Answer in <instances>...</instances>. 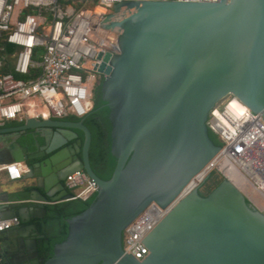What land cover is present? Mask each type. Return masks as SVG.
<instances>
[{"label": "water", "instance_id": "obj_1", "mask_svg": "<svg viewBox=\"0 0 264 264\" xmlns=\"http://www.w3.org/2000/svg\"><path fill=\"white\" fill-rule=\"evenodd\" d=\"M113 13L100 25L117 33L118 52L99 54L97 69L109 110L112 176L100 179L90 166L84 118L0 129V136L22 132L42 141H35L40 154L24 157L17 141L0 151V165L26 169L0 194L2 217L20 220L0 233V253L10 259L17 242L25 264H41L43 236L32 220L46 216L44 202H68L62 182L84 171L98 186L95 198L66 220V239L43 264H264V214L225 178L201 196L212 171L141 241L149 250L144 260L123 249V231L151 203L170 206L220 151L206 124L217 103L233 96L264 122V0H132L115 3ZM47 173L51 179L42 178Z\"/></svg>", "mask_w": 264, "mask_h": 264}, {"label": "built area", "instance_id": "obj_2", "mask_svg": "<svg viewBox=\"0 0 264 264\" xmlns=\"http://www.w3.org/2000/svg\"><path fill=\"white\" fill-rule=\"evenodd\" d=\"M122 1L132 0H0V128L21 125L31 119H81L89 113L94 81L101 75L97 71L101 63L98 56L118 52L117 33L100 24L103 18L114 14L115 3ZM164 1L216 3L220 0ZM8 45L13 46L10 53ZM206 124L221 141L220 151L170 206L162 209L151 203L123 231L126 254L144 260L149 250L141 241L211 171L233 184L231 177H237L240 191L264 214L262 116L228 96L211 109ZM25 172L21 163L0 165L1 177L10 183L20 181ZM65 187L72 194L69 201H86L98 191L96 182L84 171L68 175ZM19 223L18 217L3 218L0 208V233Z\"/></svg>", "mask_w": 264, "mask_h": 264}, {"label": "trees", "instance_id": "obj_3", "mask_svg": "<svg viewBox=\"0 0 264 264\" xmlns=\"http://www.w3.org/2000/svg\"><path fill=\"white\" fill-rule=\"evenodd\" d=\"M102 83L103 78L100 77L98 84L93 88L92 109L84 117V124L91 133L89 148L90 166L100 179L109 180L114 171L116 160L110 152L111 125L108 119L109 110L101 99ZM66 120L79 119L68 117ZM209 136L216 145H222L219 138L211 131H209ZM223 179L220 173L216 171L212 172L201 187L200 195L206 197ZM94 198L95 195L86 201L72 200L47 206L46 216L36 221L39 233L43 235L38 240V257L41 264L52 256L54 246L66 239L68 234L66 220L85 211Z\"/></svg>", "mask_w": 264, "mask_h": 264}, {"label": "flooded vegetation", "instance_id": "obj_4", "mask_svg": "<svg viewBox=\"0 0 264 264\" xmlns=\"http://www.w3.org/2000/svg\"><path fill=\"white\" fill-rule=\"evenodd\" d=\"M100 77H102V75H98L95 78L94 86H96L98 84V81H99ZM64 120H66V119H64ZM19 126L20 125H18V124H11V125H7L6 127L0 128V129L16 128V127H19ZM22 134H23L22 132H16L15 134L14 133L2 134L0 136V151H2L4 149H7V148H10L12 146V143L14 141H17L18 144L21 146V148L25 149V151L22 152V155L24 157L25 156H30V155H33V154H40L42 151L40 149L37 150L35 148V141L37 140L39 143H41L42 142L41 139L37 135H33V134H32V136L21 137ZM69 144H71V143H69ZM47 157L48 156L46 155L45 157H43L41 159H37V160L31 161V163L34 164V163L39 162V161L42 162ZM37 220H39V219L32 220V224H34V226L36 227V229L38 231V235L39 236H43L42 234L39 233V230H38V227H37V223H36ZM19 225H20V223H19ZM31 233L32 232H30V234ZM36 237L32 236V238H36ZM39 239H41V238H39ZM39 239H37V245H38V240ZM14 247H15L16 252L13 255H11L10 259L7 257V255H4L3 253H0L1 257H2L0 259V264H25L22 261L21 251L19 250V244L17 242L15 243ZM0 251H1V249H0Z\"/></svg>", "mask_w": 264, "mask_h": 264}, {"label": "rangeland", "instance_id": "obj_5", "mask_svg": "<svg viewBox=\"0 0 264 264\" xmlns=\"http://www.w3.org/2000/svg\"><path fill=\"white\" fill-rule=\"evenodd\" d=\"M12 183L5 180V178L0 177V190L2 192L9 191L11 189Z\"/></svg>", "mask_w": 264, "mask_h": 264}, {"label": "crops", "instance_id": "obj_6", "mask_svg": "<svg viewBox=\"0 0 264 264\" xmlns=\"http://www.w3.org/2000/svg\"><path fill=\"white\" fill-rule=\"evenodd\" d=\"M2 175L0 174V177H1ZM51 176H52V174L51 173H47V174H45L44 176H42V178L43 179H51ZM63 183V185L65 186V181L64 182H62ZM1 193H3L1 190H0V194Z\"/></svg>", "mask_w": 264, "mask_h": 264}, {"label": "bare ground", "instance_id": "obj_7", "mask_svg": "<svg viewBox=\"0 0 264 264\" xmlns=\"http://www.w3.org/2000/svg\"><path fill=\"white\" fill-rule=\"evenodd\" d=\"M231 179L233 180L235 186H237V188L240 190V189H241V188H240L241 186H240V183L238 182L237 177L232 176ZM239 186H240V187H239Z\"/></svg>", "mask_w": 264, "mask_h": 264}]
</instances>
